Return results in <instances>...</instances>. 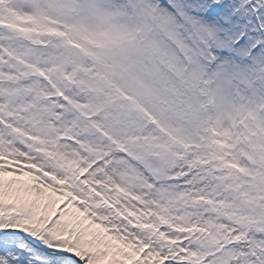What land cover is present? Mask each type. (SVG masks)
I'll list each match as a JSON object with an SVG mask.
<instances>
[{"label":"snow or ice","instance_id":"snow-or-ice-1","mask_svg":"<svg viewBox=\"0 0 264 264\" xmlns=\"http://www.w3.org/2000/svg\"><path fill=\"white\" fill-rule=\"evenodd\" d=\"M0 264H264V0H0Z\"/></svg>","mask_w":264,"mask_h":264}]
</instances>
